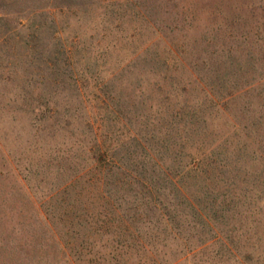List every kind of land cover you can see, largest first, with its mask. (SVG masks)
I'll use <instances>...</instances> for the list:
<instances>
[{"label":"rangeland","instance_id":"obj_1","mask_svg":"<svg viewBox=\"0 0 264 264\" xmlns=\"http://www.w3.org/2000/svg\"><path fill=\"white\" fill-rule=\"evenodd\" d=\"M0 264H264V0H0Z\"/></svg>","mask_w":264,"mask_h":264},{"label":"trees","instance_id":"obj_2","mask_svg":"<svg viewBox=\"0 0 264 264\" xmlns=\"http://www.w3.org/2000/svg\"><path fill=\"white\" fill-rule=\"evenodd\" d=\"M150 140H151V142L148 139H145L144 140V147H143L142 150H145V149H147V150L148 149H150V150H153V149L154 150H158L156 148L157 145H155V142H153L152 139H150ZM98 156H99V159L103 162V164H105V166L111 167V168H113L114 166H117V163H115V157L112 155V152H111L110 149L105 148V149L100 150ZM153 159L156 160L157 163H161V160H162V158L157 159L155 156H153ZM193 161H194L193 168L195 169V159ZM146 181L147 182H150V183L152 182V180L149 181V179H147ZM151 186H153V184ZM159 186L160 187H157V188L155 187L156 193H154V194L156 196H158V198L160 199L161 205L164 204L163 206H165V203H164V201L162 199L163 198V192H160L161 191L160 188H162V184L159 185ZM152 191L154 192L153 187H151V192ZM159 192H160V194H159ZM183 198H184V200L180 204L182 206H185V205L188 206L189 205V200L188 199H185V197H183ZM167 223H169V222H167ZM185 225H186V222H185ZM177 235H179V234H177Z\"/></svg>","mask_w":264,"mask_h":264}]
</instances>
